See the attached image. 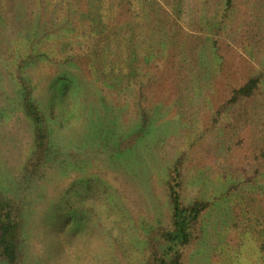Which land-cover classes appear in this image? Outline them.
Returning <instances> with one entry per match:
<instances>
[{"label":"rangeland","instance_id":"rangeland-1","mask_svg":"<svg viewBox=\"0 0 264 264\" xmlns=\"http://www.w3.org/2000/svg\"><path fill=\"white\" fill-rule=\"evenodd\" d=\"M57 2L1 0L0 183L18 184L22 166L32 151L33 128L24 112L18 110V83L13 87L19 63L32 57L35 61L29 63L24 76L49 116L53 141L62 158L55 159L47 170V179L42 183L47 187L46 199L51 202L63 197L67 211L71 206L75 207V213L74 218L67 215L60 220L56 216V203L46 217L49 203L44 205L33 195V201L38 203L36 213L29 218L28 241L31 251L47 258L49 264H77L84 255L75 256L74 251L82 249L80 244L85 239H90L91 255H100L104 250L99 214L106 220L110 202L114 214L125 217L130 235L136 229L137 236L143 238V229L159 220L163 226L170 225L164 180L167 169L181 154L187 156L183 194L187 204L219 199L228 188L224 181L229 165L241 168L251 161L250 155L246 160L245 152L237 148L227 159L222 156V136L206 132L211 126L212 105L209 101L204 103V113L197 114L198 120L196 111L192 116L189 110L177 105L176 89L165 67L155 71L161 80L151 89L152 131L139 147L113 154L117 142L129 139L138 125V105L132 94L116 92L93 79L83 32L61 28L67 13L62 7L55 8ZM234 48L232 45L233 51H229L232 60H228V68L238 82L246 67L242 55ZM72 57L75 63L64 65ZM214 73L207 93L213 100L223 99L226 74ZM66 74L71 76L72 84L67 78L70 76L63 80ZM55 165L66 172L59 174ZM258 196V202L264 206V196ZM117 199L120 203L116 204ZM227 201L214 202L205 215L202 239L187 252L184 264H264L253 240L255 231L249 228L257 223L253 208L239 201L230 210L232 205Z\"/></svg>","mask_w":264,"mask_h":264},{"label":"trees","instance_id":"trees-1","mask_svg":"<svg viewBox=\"0 0 264 264\" xmlns=\"http://www.w3.org/2000/svg\"><path fill=\"white\" fill-rule=\"evenodd\" d=\"M56 7L67 13L62 29L83 32L93 79L116 92L132 94L138 105V125L129 139L117 142L113 154L139 147L152 131L151 89L161 80L155 71L165 67L176 89L177 105L192 116L195 111L196 115H203L205 102L212 105L211 126L206 132L222 136V156L227 159L237 148L245 152L246 160L250 155L251 161L241 168L229 165L224 181L228 188L219 199L187 204L183 195L187 156L181 154L167 169L164 180L170 225L163 226L159 220L143 229V238L137 236L134 228L130 235L125 217L115 215L110 202L106 220L99 214L104 250L100 255H91L90 239H85L80 245L87 249L74 251L75 256L84 255V261L80 259L77 264H184L187 252L202 239L205 215L214 202L222 199L231 203L230 210L239 201L253 208L257 223L248 227L255 231L253 240L264 261V206L258 202V195L264 196V0H59ZM232 45L246 67L238 82L228 68ZM34 61L29 57L19 63L13 83L14 88L16 83L20 87L18 110L24 112L33 128L32 151L22 166L18 184L0 183V264H49L47 258L31 251L28 241L29 218L36 213L38 203L33 201V195L44 205L49 203L46 217L56 203L60 220L67 215L74 218L75 213V207L70 206L67 211L63 197L51 202L46 199L47 187L42 183L47 179V170L55 159L62 158L53 141L49 116L24 76ZM74 63L72 57L64 65ZM214 71L226 74L223 99L213 100L207 93ZM67 76L70 75L66 74L63 80ZM67 78L72 84L71 76ZM16 114L17 108L11 122ZM195 118L198 120V115ZM55 166L59 174L66 172ZM115 203H120V199ZM68 204L71 205L69 201Z\"/></svg>","mask_w":264,"mask_h":264}]
</instances>
